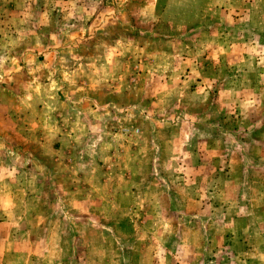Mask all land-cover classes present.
Returning a JSON list of instances; mask_svg holds the SVG:
<instances>
[{"label":"rangeland","instance_id":"374dc122","mask_svg":"<svg viewBox=\"0 0 264 264\" xmlns=\"http://www.w3.org/2000/svg\"><path fill=\"white\" fill-rule=\"evenodd\" d=\"M0 264H264V0H0Z\"/></svg>","mask_w":264,"mask_h":264}]
</instances>
